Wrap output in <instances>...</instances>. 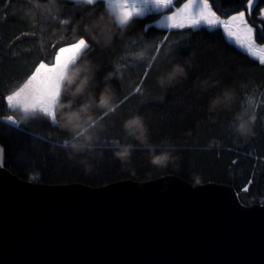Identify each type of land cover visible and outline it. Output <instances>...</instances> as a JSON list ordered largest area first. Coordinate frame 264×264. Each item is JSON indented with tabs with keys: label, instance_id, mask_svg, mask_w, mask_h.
Segmentation results:
<instances>
[{
	"label": "trees",
	"instance_id": "obj_1",
	"mask_svg": "<svg viewBox=\"0 0 264 264\" xmlns=\"http://www.w3.org/2000/svg\"><path fill=\"white\" fill-rule=\"evenodd\" d=\"M63 2L64 11L59 19L78 20L86 11L71 0ZM26 3L27 0H0V115L11 114L5 109L3 95L23 81L37 59L51 55L54 49L50 45L55 43L59 47L73 38L72 25L61 27L58 21L44 23L38 18L33 26L25 15ZM215 6L228 14L237 4L236 0H215ZM159 18L156 13L137 18L136 26L127 29L123 39L117 35L104 51L96 45L84 58L98 67L91 89L97 97L109 86L114 103L120 104L127 97L108 117H102L103 109L93 110L96 123L89 131L94 136L92 150L70 159L72 149L66 145L80 143L83 137L51 125L50 121H21L20 129L0 125V144L11 173L44 185L80 183L90 187L177 176L193 184L232 186L246 206L264 204V66H259L258 61L225 37L221 41L213 34L215 30L208 29L201 30L199 36L170 35L152 61L148 57L154 54V46L162 35H169L168 30L154 26ZM250 22L260 23L255 15ZM23 31L36 32V42L29 37L16 40ZM61 35L64 39H60ZM141 37L150 47L141 46ZM141 52L145 59H132ZM186 58L193 64L188 79L162 87L159 78L171 70L173 63H182ZM113 64L121 69L116 77L111 76ZM148 64L152 67L148 68ZM144 72L148 73L146 79ZM209 77L221 83L204 92L196 85ZM141 80H144L141 93L136 94L134 88ZM224 88L234 92L235 100L228 108L210 111V100ZM249 103L257 112V122L252 135L241 137L234 131L236 116ZM20 115L16 114L17 119ZM134 116L143 117L157 154L170 152L178 157L175 163L167 167L150 163L149 151L125 131V122ZM127 145L133 147L131 161L122 163L114 152ZM85 157L92 165L90 171L80 163Z\"/></svg>",
	"mask_w": 264,
	"mask_h": 264
},
{
	"label": "water",
	"instance_id": "obj_2",
	"mask_svg": "<svg viewBox=\"0 0 264 264\" xmlns=\"http://www.w3.org/2000/svg\"><path fill=\"white\" fill-rule=\"evenodd\" d=\"M1 145V144H0ZM0 168V264H264V204L177 176L44 185Z\"/></svg>",
	"mask_w": 264,
	"mask_h": 264
},
{
	"label": "snow or ice",
	"instance_id": "obj_3",
	"mask_svg": "<svg viewBox=\"0 0 264 264\" xmlns=\"http://www.w3.org/2000/svg\"><path fill=\"white\" fill-rule=\"evenodd\" d=\"M60 2L64 7L63 0ZM71 2L86 9L78 20H57L61 27L72 25V32L80 19H95L107 12L115 13V27L118 30L135 27L137 18L151 13L160 14L156 27L167 29L169 35H162L159 44L154 46V54L148 57L152 61H155L160 54L170 35L179 33L183 37L199 36L201 30L208 29L215 30L213 34L221 41L226 37L247 56L258 61L259 66H264V0H236L237 7L228 14H224L215 6V0H179V2L177 0H71ZM25 7L32 8L31 0H27ZM254 15L259 19V24L250 22ZM148 27L150 28L151 25ZM79 31L81 33L79 36H73L59 47L52 43L50 47L54 51L51 55L37 59L23 81L3 95L5 109L11 114L0 115V125L15 126L20 129L21 119H17V113H22L25 120L38 119L56 125L57 108L64 98L63 83L68 71L81 62L96 46L83 28ZM145 31H148V28H145ZM25 37L33 38L35 43L37 34L34 31H23L16 40H23ZM42 38L41 36L40 39ZM176 43L180 44L179 41ZM141 46L150 47L143 37H141ZM101 51L104 49L101 48ZM111 51H114V47ZM141 53L138 57L133 56L132 59H145L144 54ZM124 59L128 57L125 56ZM147 67L151 68L152 65L148 64ZM120 71L121 69L113 64L111 76L116 77ZM147 75V72L143 73L144 79ZM143 84L144 80H141L135 86L136 94L141 93ZM126 99L127 97L122 99L118 107L122 106ZM109 114L111 113L104 111L102 117H108ZM31 135L35 138L34 133ZM116 147H119L118 142ZM3 159L4 147L0 145V168L4 167ZM243 190L248 191V188Z\"/></svg>",
	"mask_w": 264,
	"mask_h": 264
},
{
	"label": "clouds",
	"instance_id": "obj_4",
	"mask_svg": "<svg viewBox=\"0 0 264 264\" xmlns=\"http://www.w3.org/2000/svg\"><path fill=\"white\" fill-rule=\"evenodd\" d=\"M31 4L32 8H28L25 15L30 19L33 26L38 22V18L44 23L57 21L64 11L60 0H47V2L45 0H31ZM81 28L102 49L110 47L117 35L123 39L124 33L127 30H118L115 27L114 12L101 14L95 19H80L75 25L73 36ZM60 39H64L63 35H61ZM143 54L141 53V55ZM192 67V61L189 58H186L182 63H173L171 70L159 78L160 85L162 87L173 86L188 79L189 70ZM97 71L98 67L96 65L90 60L84 59L68 71L63 83L64 98L57 108L59 119L56 121V125L61 129L74 133L77 137H83V141L80 143L66 145V147L72 149L70 159L87 153L93 148L94 136L89 134L90 128L96 123L92 116L93 110L98 108L105 110L107 113H113L118 107V104L114 103L115 98L110 86L105 87L98 97L91 91L96 82ZM220 83L219 80L209 77L199 81L196 86L200 90L207 92L211 88L219 87ZM234 100V92L229 88H224L210 100L209 110L216 111L220 107L228 108ZM20 114L21 121L31 120H25L23 114ZM236 121L237 124L234 131L238 136L247 137L253 134L257 122V112L251 106V103L237 114ZM124 128L130 137L149 151L150 163L153 166L167 167L178 159V157L173 156L170 152L157 154L155 146L150 143L149 128L143 117L134 116L130 118L125 122ZM132 152V145L122 146L114 152V156L122 163H126L131 161ZM80 163L86 171L91 170L92 165L86 157L81 159Z\"/></svg>",
	"mask_w": 264,
	"mask_h": 264
},
{
	"label": "rangeland",
	"instance_id": "obj_5",
	"mask_svg": "<svg viewBox=\"0 0 264 264\" xmlns=\"http://www.w3.org/2000/svg\"><path fill=\"white\" fill-rule=\"evenodd\" d=\"M156 14H158V13H156ZM146 16V15H145ZM145 16H143V17H145ZM140 18H142V17H140ZM160 19V18H159ZM159 19L154 23V26H156L157 25V23H158V21H159ZM226 38V37H225ZM227 39V38H226ZM228 40V39H227ZM229 41V40H228ZM230 43H232L231 41H229ZM233 45H235L234 43H232ZM236 46V45H235ZM237 47V46H236ZM241 50V49H240ZM242 51V50H241Z\"/></svg>",
	"mask_w": 264,
	"mask_h": 264
}]
</instances>
